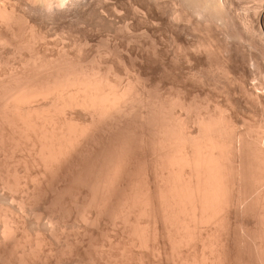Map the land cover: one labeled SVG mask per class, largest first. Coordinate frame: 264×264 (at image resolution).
Instances as JSON below:
<instances>
[{
	"label": "bare ground",
	"instance_id": "6f19581e",
	"mask_svg": "<svg viewBox=\"0 0 264 264\" xmlns=\"http://www.w3.org/2000/svg\"><path fill=\"white\" fill-rule=\"evenodd\" d=\"M108 1L110 2V0ZM96 2H98V0H55L53 2L51 1L50 3V11L52 12L53 9V13L55 14V16L56 13H58L57 16H59L60 14H64L68 17L71 16L73 12H75V15H77L76 12L79 11L80 12L78 14L81 15L80 13L83 11V9H87L90 4L93 5V8L91 6L92 10L95 9L94 5H96ZM188 2L192 3L191 0ZM194 2L192 4H201ZM220 2V0H206V3L209 4H207V7L210 5H218L222 10L223 0L221 4H219ZM111 3L112 2H110L109 4L112 5ZM50 4H48V6ZM113 4L115 5L114 2ZM199 6L200 5H198V7ZM218 6L216 7L217 11H219ZM111 7H108L107 4V9ZM99 8L100 7H97L95 9L96 13V10ZM101 8L102 10H106L105 5H101ZM112 8L115 7L113 6ZM201 8L202 7H200V10ZM206 10L208 11L209 8ZM108 11L109 9L107 10V12ZM13 12L16 11L13 10ZM69 12L72 13L70 14ZM87 12L91 14L93 13V11L89 12V8L87 9ZM87 12L83 11V16L87 14ZM95 12L93 14H95ZM107 12L104 13L109 14L110 12H113V9L112 11L110 10L108 13ZM223 12L225 13V11ZM67 13L68 15H66ZM99 13H97L98 17H106V14L101 15L104 14L103 11L101 14ZM174 13L177 14L176 11L173 12V14ZM1 14L3 15V13ZM54 14L52 15L51 13L52 16H54ZM117 14L115 11L113 12V15H116L118 18L119 14ZM63 16L60 17L63 18ZM116 16L114 17L116 18ZM176 16H174V18L178 17ZM7 17V19L10 18V16L8 15ZM110 17L108 16V18L110 19L108 21L114 19H111ZM101 18L103 19V17ZM105 20H107V17ZM257 20L258 22L264 21V13H259V17ZM9 21L11 20L9 19ZM114 21L116 22V20ZM258 22H256V24H258ZM258 25L260 26L261 24ZM244 28L246 34L248 32L250 33L249 37L251 33L256 35L255 37L254 35H252L253 38L258 37V41L253 38H251V40H256L259 44L262 45L260 46L263 47V51L260 50V54L262 56H258L263 57L260 59L264 60L263 32L258 31L259 33H257L254 23L251 26H248L247 29L246 25L244 26ZM34 35L35 34L33 33V38ZM85 37L86 36H84V38ZM3 38L5 40L7 39L5 37ZM87 42L88 40L84 43L86 44ZM253 43H255L256 45V42H250V44L252 45ZM1 44L3 43L1 42ZM6 44L7 43H5V45ZM78 44L80 43L78 42ZM209 45L211 46L210 43ZM81 46H83V44H81ZM81 46L78 47L81 48ZM77 49L81 50L79 48ZM65 52L66 51L64 50V54L67 57L60 56L61 54L57 55L58 57L60 56V58L58 59L57 57H55L57 59H55L54 62L51 60H54L53 57L51 59L47 57L49 61L52 62H49L47 60L44 61V59L40 60V65H43V67L46 68L45 71L41 68L42 66L40 67L37 65L42 70H40L39 68V72H37L36 70L37 73L31 76H27L26 73L28 72H25L26 79L21 80L17 78L18 80H21V82L19 81V83L16 82L17 84H12L9 87L7 86V88L5 87L7 84H4L5 89H3V84L0 82L2 84L1 87L3 90V92L0 91V100H2V102L0 101V104L2 103V110L0 109V125L2 124L7 129H3L6 131L5 135L7 136H4L2 130L3 134L0 136V147L4 146L2 149H6L8 146L7 149L14 150L16 148H19L21 149V151H25L24 153L26 154L24 155H26V160H22L25 166L24 171L29 172L32 168L34 170H37L35 171L36 175H34L33 179L32 177L30 179L31 181L35 179L34 182H37V186H40L42 189H40V187H36L37 191H35L31 184L29 188H32L34 192H30L29 190L28 193H32L31 195H29L33 199H36V202L39 203L37 199L39 200L41 192L42 197H45V195H43L45 189L57 190L58 193H56L58 195L54 197L52 196L54 198V200L52 201L56 202L59 198L63 200L62 197L64 198V195L66 194L67 196V193L70 192L75 196V198L74 196H72L74 199L73 201H75L73 202V205L75 204V208H80L77 209L78 214H80V216L82 217H85L84 220L88 221L87 223L90 222L89 224L92 225L93 223V225H96L104 217L108 218L110 220V223L112 221V224H114L113 222L122 223L126 231L128 232V234L125 235L129 236L128 238L131 246H135L133 248H145L147 250L149 249L150 252V249H152V253H156L158 258L159 256L161 258H163L162 256H164L165 259L173 258V260H176L179 264H239L240 262L242 264H264V137L262 136L264 135V130L263 134L260 132V134L262 135H259V133L255 135L250 131L251 133H241L242 135L239 136L236 135L237 132L233 130V132H236L234 134L237 136L234 137L231 134L233 132L229 130V128L233 129L232 126L229 127L226 122H223L224 120H219L216 117L212 118L210 116L211 118H209L208 114L206 115L207 118L203 119H200L198 116L199 123H197L196 125L197 127L199 125V128H197V134L196 130H194L195 133L189 132V129H186L187 131H185L184 128L189 126H185L183 128L182 124L181 128L178 124L182 122H179V119L177 120L173 113L168 110L169 108L170 110H172L171 103H173L174 101L171 100L172 102L169 103L171 107L168 106L169 108H167V103L164 102L165 100L158 101L156 98H154L155 103H153L154 101H151V104L149 102L150 108L147 105L148 101L147 104H145L148 106V112H146V115L140 114L141 117H139V119L137 116H132V114L129 116V113H131V111L126 114V107H128L129 110V106L127 105L131 103L129 102L130 100H134V98L131 99V92H133L132 87L135 91L136 86H131V83L124 85L126 83L123 82L124 84H122L117 81L119 78L111 79V76L107 74L108 71L102 72L101 68L99 69L97 67H94V64L92 62H94L95 60V63H99V56L95 57L96 59L94 58V60L92 61L91 58H88L90 60L89 61L87 58H83V56L79 54V52L81 53L82 51H79L78 58L70 59V54L68 53L69 55H67V52ZM45 56L43 54V57ZM80 56H82L83 59H87L88 65L84 63V60H82ZM35 57L38 58L40 57V55L37 57L35 53ZM35 57L32 56V58ZM47 58L45 57V59ZM97 58L99 60H97ZM28 60L29 62L32 61L30 56ZM29 62L27 63V66L29 65ZM35 62L37 63L36 60ZM35 62H32V64L34 63L33 65H35ZM223 62L224 61H222L221 70L224 72V74H229L231 70L226 65L227 63ZM90 64L93 66H89ZM262 65H264V61ZM32 73H34V71ZM25 74L23 73L24 76ZM138 75L136 76L139 78V81L142 80ZM24 76L22 78H24ZM113 77L115 78L116 76ZM136 81L138 82L137 78ZM245 93L247 94L248 92L245 91ZM251 95L254 94L251 93ZM138 97H140V95ZM177 101L180 102L179 99ZM177 101L175 102L177 103ZM133 102L135 103V101ZM181 103L178 104L180 105ZM176 106L174 107L176 108ZM190 113H188L187 116H189ZM125 114L127 115L126 117ZM128 116H132L133 118H129ZM187 116H184V118ZM194 116L197 117L196 114ZM190 117L188 118L190 119ZM195 117L194 119L196 122ZM201 117H205V114L204 116L201 115ZM229 120L231 119L229 118ZM190 121L192 122V119H190ZM0 128L3 127L0 126ZM253 128L254 127L252 126L251 130H253ZM7 154H4L5 157ZM10 155H13V153L9 154V156ZM139 155L142 156L141 163L143 162V164H140V168H137V166L139 165H136V161H138L137 158L139 157ZM17 158H14V160ZM6 164L8 167L7 162L5 163V166ZM11 164L15 165L14 162ZM14 167L16 168V166ZM9 168H11V165ZM7 173L9 174L8 171ZM14 173L15 172H13V175ZM13 175H11V177ZM2 176L3 177H1L0 179L4 178V176L6 175L2 173ZM8 176L10 175H7V177ZM24 176L28 179V176ZM13 177L15 178V176ZM14 180L17 181L16 179ZM2 181L3 180H1L0 182L1 185ZM31 181L29 180L30 183ZM59 182H65L64 188H59V190L61 189L60 191L56 188L57 185H59ZM5 183H7L6 185H9L8 182ZM25 183L28 184L27 181ZM26 184L24 185V187L26 186ZM22 185L17 184L16 186L20 187ZM44 185H46L47 187ZM35 186L36 183L34 187ZM12 188H14V186H12ZM53 190L51 191L52 195L55 193V191ZM10 192H12L11 189ZM47 193L45 194L49 195ZM78 196H81L82 199L79 200ZM24 198H26L27 200L28 197H23V199L21 197L20 200L24 201ZM32 198H28L29 202ZM19 203L20 202L18 201L17 206H20V204L21 207L24 204L26 205V203ZM37 203L35 204L34 202V205L39 206V204ZM56 203H53V206L51 205L52 203H49L50 205L48 206L47 204V206L48 208L52 207V209L55 208V206L57 208ZM58 203L62 204V202ZM28 205L30 204H27V206ZM21 207L18 212H20L21 209L23 211V208ZM62 207H60V209ZM63 208L61 209L62 212L65 211ZM1 209L2 208L0 207V212ZM9 209H7V211ZM87 210H89V212H87ZM7 211L3 210V214L0 213V219H2L0 221L4 220L5 225L2 231L0 230L2 232V234L0 232V236L3 237L2 239L10 236V238H13L15 241L16 237L15 235L13 236V233L15 232V229L22 227L21 224L23 223V218L21 217L22 223L20 224V221L17 220V217L19 216H16L17 219H15V217H13L14 215H16L14 214L15 212L13 213L12 211V216V213L11 215L4 213ZM66 211L67 212H64V215H66L65 217H67V213L70 210ZM50 212L54 214V212L52 211H49V214H51ZM22 214H24V212ZM60 215H63V213ZM38 216L41 217L42 215L40 214ZM141 217H144L145 221H142ZM56 218L57 216L54 219ZM61 218L63 217H59V219ZM38 220H40V218ZM50 220V222H55V220L53 219ZM56 220L58 221V218ZM124 227L122 228L124 229ZM63 234H65V232ZM26 236L29 237L28 234H26ZM29 239L31 238H28L27 240ZM38 239L40 241V238ZM1 240L0 246L3 243V240ZM17 240L15 242H17ZM41 243H38V246L40 245L39 248H41ZM4 244L5 243H3V245ZM167 244L170 245V248L168 250L167 248L169 246L166 248ZM131 246H129L130 249ZM1 248V250H6L5 248L3 249L2 246ZM124 248L126 249L125 246L123 247V249ZM30 251L34 252L33 248L32 250L30 248ZM30 251H27V253ZM3 253L5 252L3 251ZM122 254L125 253L123 252ZM25 255L26 253H24V256ZM24 256L21 255V258H23ZM238 256L240 259L238 258ZM236 258H238L239 260H237ZM0 259L2 261L5 259V254H2V252H0ZM18 259V262L22 263L20 261V258ZM25 259H28V257H24L23 263ZM167 259L166 261H169V259ZM173 260L171 261L170 259V262H173ZM25 263L27 264L28 261H26ZM121 264L124 263L121 262Z\"/></svg>",
	"mask_w": 264,
	"mask_h": 264
},
{
	"label": "rangeland",
	"instance_id": "374dc122",
	"mask_svg": "<svg viewBox=\"0 0 264 264\" xmlns=\"http://www.w3.org/2000/svg\"><path fill=\"white\" fill-rule=\"evenodd\" d=\"M51 1L53 2L55 0H0V12L3 13L4 17L6 18L5 19L3 15L0 13V16H1L0 17L1 19L0 20V39H2L3 37L7 38L6 39L7 41L4 38L0 40V68H1L0 69V82L3 84V89H5V87L7 88V86L9 87L10 85L15 84L16 82L17 83H19V81L21 82L22 79H26L25 78L26 74L27 76H31L39 72V68L41 66H42L41 68L45 71L46 68H44L43 65H40L41 63L40 60L44 59V61L45 60L49 61L47 57H49L50 59L53 57L54 60L53 59L51 60L54 62L55 59L57 58L59 59L60 56L67 57L64 54V50H65L67 52V53L65 52L67 55L69 54L71 55V56L69 55L70 59L78 58L80 54L83 56V58L84 57L87 59L91 58V61H92L94 60L95 57L99 56L100 58L99 63L97 62V60H99L98 58L96 60L97 63H95V60L94 62H92L94 64V67H97L99 69L101 68L102 72L111 71L110 73L113 76H116L114 78L110 73L107 72V74L111 76V79L119 78L117 81H119L122 84L126 83L124 85L131 83L130 84L131 86L132 85L134 87L136 86L135 91L132 87L133 92H131L132 93L131 99L134 98V100L129 101L131 102L130 103L131 107H130V104L127 105L129 106V110H128V107H126V114L131 111V113H129V116L132 114V116L134 117L137 116L139 119L141 115H144V114L146 115V112H148L149 102L150 104L153 101H154L153 103H155L154 98H156L158 101L165 100L164 102L167 103L166 104L167 108L171 107L169 103L174 101L173 102L174 105L173 103H171L172 110H170V108L168 110L171 113H173V115L175 116L177 120L179 119V122L180 121L182 122L178 124L180 127L182 126V124H183L182 126L183 128L185 126H189V127L184 128L185 131L189 129V132L195 133L194 130H196V134H197V128H199V125L197 127L196 124L199 123V118L200 119L207 118L206 115L209 114L208 115L209 118L216 117L219 120H222V121L224 120L223 122H226V124H228L229 127L232 126L233 129L229 128V130H231L232 132L233 130H235L237 132V133L236 132L231 133L234 137L236 135L238 136L242 135L241 133L246 134V133L253 132L255 135H257L258 133L259 135L263 134L264 127L262 126H264V68H263L264 65L262 64L264 60L260 59L263 57L258 56V55L262 56L260 54L261 53L260 50L263 51V47H260L262 45L257 42L258 37L253 38L252 35L254 34L252 33L249 37V34H250L249 32L246 34L244 26L246 25V29H247L248 26H251L254 23L255 28H256L255 30L257 31V33L262 31L264 34V24H263L264 21L258 22L257 20L259 17V13L261 12L264 13L263 12L264 11L263 10L264 0L263 1L261 0H223L222 10L225 11V13L220 9L221 7L218 5L217 6H218L219 11H217V8H216L217 6L213 4H212L213 6L210 5L211 7L210 6L207 7L208 3H206V0H201L204 3L199 0L198 1L191 0L192 3L194 1L197 3H201V4H196L194 2L196 5L192 4L191 2H188L190 0H187V1L186 0H182V1L181 0H112V1L110 0V2H112L111 3L112 5L109 4L110 2L108 0H103V1L98 0V2H96V5H98L99 3L100 6L94 5L95 9L97 7H100L99 9L96 10L97 13H99V10H100L99 14H101L102 11L104 13V12H107L108 9L109 11L110 10L112 11L113 9V12L115 11L116 14L117 13L119 14V15L117 14L118 18L116 15H113V12H110L109 14H106V13L101 14V15L106 14L107 20H105L106 17L104 16L99 15L100 17H98L97 13L95 12V9L92 10L93 5L91 4L89 5L90 7L88 6L89 12L93 11V13L95 12V14L88 13L87 12L88 8H87L85 10L83 9L84 12H87V14H85L84 16H83L84 14L83 11L80 13L81 15L78 14L80 11L76 12L79 17L75 15V12H73L74 14L72 12H69L70 14L71 13L72 14L71 16H68V17L60 13H59L60 14L59 16H57L58 13H56V16H55V14L53 13V9H52V12L50 11ZM220 1L221 2L219 4L222 3V0ZM101 2L102 3L104 2V3L102 4ZM113 2L115 3V5L113 4ZM225 2H226V5H225ZM48 4L50 5L48 6ZM107 4H108V7L114 6L115 8L111 7L112 9L111 8L107 9ZM101 5L102 6L105 5L106 10L104 9L102 10L103 7L101 8ZM198 5L200 6L198 7ZM200 7H202L201 10L203 9L202 11L200 10ZM135 8H138V9H135ZM208 8L209 10L207 11L206 9ZM13 10L16 12H13ZM175 11L177 12V14L176 13L173 14V12ZM212 11H216V12H212ZM7 12L8 13L10 12L11 14L13 13L14 15L13 14L11 15L10 13L8 14ZM6 13L8 16H10L9 19L11 21L7 19L8 17ZM51 13L52 15L54 14V16H52ZM66 15H68V13ZM144 15L146 16V19ZM60 16H63V18ZM108 16L109 17L111 16L110 17L111 19L114 18L112 19L113 21L111 20L112 23L111 21H108L110 20ZM114 16H116V18ZM174 16H176L177 18H174ZM101 17H103L104 20ZM114 20H116L117 24ZM255 21L258 22V24H261L260 25L261 27L258 24H256ZM33 33L35 34L34 38H33ZM36 34L38 35V37ZM84 36L86 37L84 38ZM255 36L256 35H254V37ZM251 38L256 39L257 41L256 40L252 41ZM8 40H9V43H8ZM87 40H88L87 42L88 44L86 43L87 44L86 45L84 42ZM1 42L3 44H1ZM78 42L80 44H78ZM250 42L251 43L256 42V45L255 43H253L252 45L250 44ZM5 43H7L8 45L7 44L5 45ZM209 43L211 44V46L209 45ZM81 44H83V46H81ZM77 45L81 46V48L78 47ZM77 48L81 50H78ZM79 51H82L81 52L82 54ZM104 51L106 52V55ZM39 52L42 54H40ZM101 52L104 54H102ZM35 53L37 57L39 55L40 57L36 58ZM43 54L44 56L46 55L45 57L47 59L43 57ZM57 55H60V56L58 57ZM29 56L32 60L31 62H29L28 60ZM32 56L35 58H32ZM82 56H80L81 59L84 60L85 64H87V59H83ZM258 58L262 61V63ZM34 59L39 64H37ZM131 59H134V60H131ZM26 60L29 62L28 66H27L28 62ZM52 61H49V62H52ZM222 61L226 62L227 63L226 65L230 68L231 71L229 72V74H224V72L221 70ZM4 62L6 63V65ZM32 62H35V65H33L34 63L32 64ZM37 65L40 67H38ZM89 66H93V65L90 64ZM41 68L40 70H42ZM33 71L34 73H32ZM25 72H28V73L25 74ZM23 73L25 74V76L23 75ZM136 75H138L142 80L139 81V78ZM23 76L24 78H22ZM17 78L21 80H18ZM136 78L138 79V82L136 81ZM1 83H0V88H1L0 91L3 92ZM4 84L5 85L7 84V85L4 87ZM245 91L248 93L246 94ZM251 93L254 95H251ZM139 95L140 97H138ZM177 98L180 100V102L177 101L178 100ZM0 101L2 102V100ZM133 101H135V103ZM147 101H148V104H147ZM175 101H177V103ZM181 102L184 104V106ZM178 103H181L182 105L181 104L179 105ZM1 104H0V109H1ZM145 104H147L148 106ZM174 106H176V108ZM186 111L188 113L191 112L189 116H187L188 113ZM126 114H125V117L127 116ZM195 114L197 117L194 116ZM204 114H205V117H201V115L204 116ZM0 116H1V113H0ZM184 116H187L185 117L186 119L184 118ZM188 117L192 119V122L194 124L190 121ZM194 117L196 118V122H195ZM229 118L231 120H229ZM255 121L257 124L255 123ZM234 125H237V126H234ZM0 126L3 127V128H0L1 129L0 136L3 133H4V136H7L5 135L6 134L5 130H7L6 127L3 126L2 124ZM252 126L255 128V130L254 128L253 130H251ZM2 130H3V133H2ZM260 132L262 134H260ZM234 133H236V135ZM262 136L264 137V135ZM3 147L4 146L0 147L1 148L0 150V157H1L0 158V170H1L0 178L3 177L2 173L5 174L6 176L0 179V182L1 180H3L2 185L0 183V207L2 208L0 213H2L3 210L7 211V209L10 208L9 209L10 211L8 210L7 212H4V213L11 215L12 211L13 213L15 212L14 214L16 215L13 216V213H12V216L15 217V219L18 218L17 220L20 221V224L22 222L23 223L21 224L22 227L15 229V232H14L15 234L13 233V236L15 235L16 237L15 241L18 239L17 242H15L13 238H10V236L4 239H2L3 237L0 236V240L2 239L3 241L2 240L1 241L6 244V245L4 244L5 245L4 246L3 243L1 242L2 243L1 246L3 247V249L7 246L5 248L6 250H1L2 248L0 246V252H2V254H5V259L3 261L0 259V264H2L4 261L5 262L3 264H13V263L22 264L24 257L26 258L28 257V259H25L26 261H28L27 264H101V263L102 264H113V263L121 264V262L124 264L125 263L126 264H141V263L142 264H177L178 263L176 260H173V258H170L171 261L173 260V262H170L169 258H168L169 261H166L167 258L165 259L164 256H162L163 258H161L160 256L158 258L156 253L154 254L152 253V249H150L151 250L150 252L149 249L147 250L145 248H144L145 250L142 248L139 249V247L136 249L133 248L135 246L133 247L131 246L129 242V238H128L129 236L125 235V234H128V232L126 231L122 223L113 222L114 224H112V221L110 223V220L105 217L96 225L95 224L93 225V223L91 225L89 224L90 222L87 223L88 221L84 220L85 217H82L80 216V214H78L77 209H80V208H75V204L73 205V202L75 201H73L74 199L72 196L74 195H72L70 192L67 193V196L65 194L64 198L62 197L63 200H61V198L57 199V201L59 200L58 202H62V204H60L57 201H56L57 203L52 201L54 200L53 197L58 195L57 190L52 189L53 191H55V193L57 192L56 194L54 193L52 195L51 194L52 190L48 188L49 190L45 189V191L43 192L44 193L43 195H45V197L44 196L42 197V192H41V196H40L41 199L40 198L39 200L37 199V201L39 202L37 203L36 199H33L30 196L32 193H28L29 190L30 192L31 191L34 192V190L37 191V188L40 187V186L39 187L37 186L38 185L37 182H34L35 179L32 181L30 179L31 177L33 179L34 175H36L35 171L37 170L36 169L34 170L32 168L30 169L29 172L24 171L25 166H24L23 161L26 160V155H24L26 154L24 153L25 151H21V149L19 148H16L17 150L7 149L8 146L6 149H2ZM3 153L4 154L13 153V155L9 156V154H7L5 157ZM14 158H17V159L14 160ZM1 159H3L4 161ZM137 159L138 161H136L137 162L136 165H139L137 166V168H140V164H143V162L141 163L142 156L139 155ZM4 162L8 163V167H7V164L5 166ZM13 162L15 163V165L11 164ZM10 165H11V168H9ZM13 165L16 166V168ZM14 169L17 171H15ZM6 170L9 172V174L7 173ZM13 172H15L14 175H13ZM18 173H21V174H18ZM7 175H10L8 176L10 178H8ZM11 175L15 176V178L13 176L12 178ZM24 175L28 176V179ZM14 179H16L17 181H15ZM29 180L31 181V183L29 182ZM26 181L28 184L25 183ZM5 182H8L10 186L6 185L7 183ZM23 182L26 184L25 187H24L25 184ZM35 183H36V186L34 187ZM64 183L65 182H59V185H57L56 188L58 190L59 188H62V187L64 188ZM17 184L22 185V186L17 187L16 186ZM31 184L34 190L32 188L31 189L29 188ZM11 185L14 186V188H12ZM7 188L8 189L10 188L12 192H10V189L8 190ZM25 188H27L28 190ZM40 189L42 188L40 187ZM25 192L28 194H26ZM45 193L49 195H46ZM21 197L22 199L23 197H28L32 199L29 202V199L27 198L28 200L27 202L26 198H24L25 200L24 201L22 200L23 201L22 203V201L20 200ZM78 199L80 200L82 199V197L78 196ZM17 200L22 204L26 203V205L24 204L26 207L24 205H22L21 207L20 203H19L20 206H17L18 205ZM32 200L35 202V204L36 203L39 204V206L34 205V202ZM40 200L42 203L40 202ZM43 201H44V204H43ZM48 202L52 203L51 204L52 206H53V203H56L57 208L55 204L54 206L56 209L55 208L52 209V207L48 208V206L50 205ZM27 204H30V205L27 206ZM58 205H61V206H58ZM20 207L23 208V211L21 209L22 212L21 211L18 212ZM44 207H45V210H44ZM60 207H62L65 211L62 212L61 210L62 208L60 209ZM66 210H70L67 213L68 214L67 217H65L66 215H64V212H67ZM75 210L77 213L75 212ZM49 211L54 212L55 216L51 212H50L51 214H49ZM60 211L63 213V215H60L62 214ZM23 212L24 214H22ZM87 212H89V210H87ZM38 213L42 215L41 216L42 218L38 216L40 215ZM50 215L52 218L50 217ZM16 216H19V217L16 218ZM36 216L37 218L39 217L40 220H38L39 218L37 219ZM56 216L58 218V221L56 220L57 218L54 219ZM61 216L63 218L59 219V217ZM21 217L23 218V220ZM50 219L55 220V222L53 220H52L53 222H50L51 221ZM141 220L145 221V218L141 217ZM0 224H1L0 230L2 231V229L5 226L4 220L0 221ZM122 227H124V229ZM20 231L22 232V234ZM16 232H17V235H16ZM64 232L65 234H63ZM25 233L28 234L29 237H27ZM37 237L40 238V241L42 243L39 241ZM28 238H31V239L27 240ZM126 239L128 240V242ZM35 240L37 242L39 241L38 243H41V248H39L40 245L38 246V243ZM126 245L128 246V250H127ZM124 246L126 247V249L125 248L123 249ZM129 246H131V249ZM23 247H26V248H23ZM30 248L31 250L33 248L34 252L30 251ZM166 248L168 250L170 248V245L167 244ZM3 251L5 253H3ZM27 251H30V252L27 253ZM123 252L125 254H122ZM24 253H26L25 256H24ZM21 255H23L24 257L21 258ZM124 255L125 256L127 255V256L125 257ZM18 258H20V261L22 263L18 262L19 261ZM238 258L236 259L239 260L240 258L239 259ZM25 260L23 264H26Z\"/></svg>",
	"mask_w": 264,
	"mask_h": 264
}]
</instances>
